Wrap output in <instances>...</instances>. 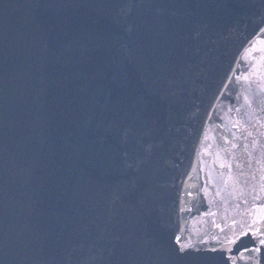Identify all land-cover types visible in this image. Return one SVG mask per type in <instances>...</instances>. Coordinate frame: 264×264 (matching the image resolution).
<instances>
[{"label":"water","instance_id":"water-1","mask_svg":"<svg viewBox=\"0 0 264 264\" xmlns=\"http://www.w3.org/2000/svg\"><path fill=\"white\" fill-rule=\"evenodd\" d=\"M0 264H264V0H0Z\"/></svg>","mask_w":264,"mask_h":264}]
</instances>
